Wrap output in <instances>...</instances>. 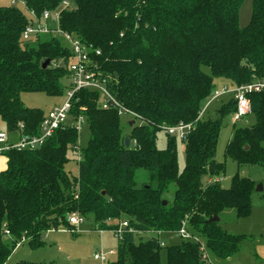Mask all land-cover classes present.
I'll use <instances>...</instances> for the list:
<instances>
[{
	"label": "trees",
	"instance_id": "1",
	"mask_svg": "<svg viewBox=\"0 0 264 264\" xmlns=\"http://www.w3.org/2000/svg\"><path fill=\"white\" fill-rule=\"evenodd\" d=\"M20 1L37 17L67 1L57 27L91 47L89 69L139 118L130 125L128 121L129 132L123 134L117 110L102 108L97 92L81 89L71 99L69 121L84 116L90 135L80 148L76 175L65 170L67 154L78 140L70 125L36 149L3 154L7 167L0 172V264H10L22 238L38 248L45 232L72 230L66 219L70 213L82 220L90 214L97 230L115 228L106 221L117 224L122 216L135 232H175L185 223L198 241L167 246L165 264H211L205 248L220 260L233 255L248 236L228 233L220 215L233 209L238 219L247 218L255 182L236 173L230 187L222 188L211 178L203 185L202 177L222 169L215 151L222 121L235 111V101L230 96L221 103L216 118L205 115L208 107L198 115L215 89V78L234 86L264 79V0H251L244 27L239 26V10L245 0ZM24 11L19 5L0 4V120L8 133L36 135L45 113L25 106L20 95L60 96L71 53L53 30L22 41L29 24ZM46 60L49 64L42 67ZM248 99L256 122L236 129L224 153L238 167L264 169V91L250 93ZM180 123L193 125L183 141L182 170L175 137L166 134L163 149L155 145L162 127ZM138 169L147 173L140 186L135 181ZM171 186L168 200L165 193ZM213 217L219 221L209 222ZM135 232L122 233L116 259L109 264H161L159 239L136 242Z\"/></svg>",
	"mask_w": 264,
	"mask_h": 264
},
{
	"label": "rangeland",
	"instance_id": "2",
	"mask_svg": "<svg viewBox=\"0 0 264 264\" xmlns=\"http://www.w3.org/2000/svg\"><path fill=\"white\" fill-rule=\"evenodd\" d=\"M9 3L8 0H2L0 4ZM19 5V4H18ZM20 6V5H19ZM25 10V9H24ZM27 18H30L28 11H24ZM251 15V0H245L239 10V26L244 27L247 25ZM48 25L53 27L56 25L55 21L48 20ZM32 46H35V42H30ZM203 70L209 73L208 68L204 67ZM64 86L63 93L57 97H50L43 93L26 92L20 95L22 103L27 107L40 108L46 113L53 107H58L64 103L67 98V85L68 79L63 78L61 80ZM222 86L231 88L232 83L224 78H215L214 87L219 89ZM230 97L229 94L223 95L210 104H208L207 114L211 118H216V109ZM121 125L123 127V134L129 132V126L127 122H132V118L128 115H120ZM256 122L255 116L249 113L236 123L232 122L231 115L226 116L222 121V127L219 133L218 142L215 151V161L222 165V169L213 175H204L202 177V184L206 185L208 179L219 180L222 188H229L233 176L238 173L239 176L249 177L255 182L254 191L251 194L252 209L251 214L247 218H237L233 209H227L220 215L221 226L231 234H245L253 233L256 238L260 237L262 226H264V169L259 165H244L238 167L235 161L225 156V148L230 140L233 132L236 129L251 126ZM5 123L0 120V132H5ZM90 135L88 124L84 121L81 125V130L78 133L77 146L84 148ZM166 141V133L164 130H160L156 134L155 145L158 149H163ZM177 143V157H178V168L182 170L184 166V142L176 138ZM69 150V149H68ZM74 149H70L68 152L69 161L65 165V170L72 175H76L77 159L76 154L73 152ZM4 156V155H0ZM81 156V155H80ZM146 171L138 169L135 171L136 185L140 186L146 181ZM258 184H261L263 190L256 191ZM174 187L171 186L169 191L165 193L166 199H171ZM69 215V214H68ZM66 216L67 218L69 216ZM66 218V219H67ZM126 216H122L118 219L117 223L126 220ZM108 225L114 224L115 222L109 220L106 221ZM72 230H67L64 227H59L56 230H50L45 232L43 236L44 245L38 248H30L27 242H23L13 252L8 259L10 264L16 263L20 260H26L34 263H53V264H109L116 259L117 249V237L112 232V229L108 230H97L91 221V216L88 214L84 217L82 222L79 224H72ZM152 237H157L164 243L163 248L160 251L161 264H165V249L167 246L179 243L181 238L177 236L175 232H161L156 234L154 232H142L134 234L136 242L146 241ZM6 238V237H4ZM22 242V241H20ZM204 242V239H202ZM113 251V254L109 252ZM208 260L211 264H231L225 259H218L210 250L206 249ZM106 254V262L102 263L99 260L94 259V255L97 253Z\"/></svg>",
	"mask_w": 264,
	"mask_h": 264
},
{
	"label": "built area",
	"instance_id": "3",
	"mask_svg": "<svg viewBox=\"0 0 264 264\" xmlns=\"http://www.w3.org/2000/svg\"><path fill=\"white\" fill-rule=\"evenodd\" d=\"M2 1V0H0ZM11 5H20L26 11L29 12L30 18L29 24L26 26L25 30L22 33V41L27 42L32 36L40 33H48L50 30L55 33L56 36H59L62 42L66 44L71 55L68 58V62L65 67L69 72L68 82L69 87L67 88V98L64 103L58 107H53L47 113L44 114V117L40 123V131L36 135L23 134L21 130L15 133L8 132H0V155L5 154L7 151L12 149L17 150H33L44 144V142L50 138L57 129L64 128L67 125L73 126L77 133L81 130V125L85 120V117L82 115L77 116L72 121L70 120V109H71V99L74 93L78 90L84 89L88 91H95L100 96V106L104 109L112 108L116 109L118 115L126 114L132 119H138L139 117L129 111L128 109L121 106L117 100L113 98V96L107 91L104 86V81H101L98 77L94 75V73L89 69V55L88 51L91 50V47L86 46L78 39L72 37L70 34L60 30L57 27L58 18L60 10L68 7V2L64 1L60 8L55 11H44L41 17H37L34 11L26 8L25 3L20 0H8ZM48 20L55 21L56 25L50 27L48 25ZM98 54V51H95ZM264 91V79H254L250 83L242 84L239 86H234L231 88H227L222 86L219 89H214L204 106L202 107L198 117H200L203 112L206 110L208 104H210L215 99L229 94L235 101V111L231 115L232 122L236 123L249 113H251V105L248 99V94L253 92H261ZM23 126L19 124V129ZM192 124H177L174 126H165L162 129L168 136H172L175 138H179L184 141L189 132L192 130ZM74 152L76 154L77 163L81 159L80 149L76 145ZM67 222L72 224H80L82 222V218L77 213H70L68 215ZM111 222L110 219H108ZM115 228L112 229L114 235L120 239L122 233L125 231H133V229L128 227V222L123 220L119 223H114ZM101 230L100 232H102ZM152 233L154 231H147ZM142 233V232H135ZM159 234L161 232H154ZM177 236L183 240H190L197 242L198 238L191 234L187 229L185 223L181 225V227L175 231ZM5 236H10L8 230H5ZM117 239V240H118ZM26 239L22 238L21 241H25ZM160 246H164V243L159 240ZM113 254V251L109 252ZM94 259L99 260L100 262H106V254L105 253H97L94 255Z\"/></svg>",
	"mask_w": 264,
	"mask_h": 264
},
{
	"label": "crops",
	"instance_id": "4",
	"mask_svg": "<svg viewBox=\"0 0 264 264\" xmlns=\"http://www.w3.org/2000/svg\"><path fill=\"white\" fill-rule=\"evenodd\" d=\"M5 129H6V125H5ZM5 132L7 131L5 130ZM6 167H7V158L5 156H0V172L5 170ZM209 180L211 179H208V181ZM262 190H263V187H262ZM262 231L264 232V226H262ZM252 234L253 233H248L247 235L248 237L242 241L237 251L230 257L226 258L225 260L231 264H264V234L260 233V237H257V238L255 235H252ZM5 237H6L5 239L9 238L8 236H5ZM23 242H26V240L19 242V244H17L13 252ZM13 252L11 253V255L13 254Z\"/></svg>",
	"mask_w": 264,
	"mask_h": 264
},
{
	"label": "water",
	"instance_id": "5",
	"mask_svg": "<svg viewBox=\"0 0 264 264\" xmlns=\"http://www.w3.org/2000/svg\"><path fill=\"white\" fill-rule=\"evenodd\" d=\"M49 64V61L46 60L43 64H42V67H45ZM132 124V122H129V125ZM124 144L125 146H128L129 143H130V139L128 137L125 138L124 140ZM212 173V171H210V174ZM262 190V185L261 184H258L257 187H256V191H261ZM163 204H165V202H163ZM213 221H219V217H213V218H210L209 219V222H213Z\"/></svg>",
	"mask_w": 264,
	"mask_h": 264
}]
</instances>
